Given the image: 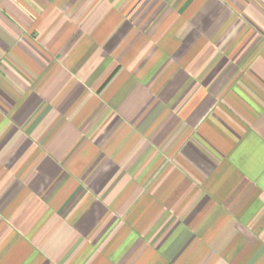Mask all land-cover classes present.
Listing matches in <instances>:
<instances>
[{
  "label": "crops",
  "instance_id": "obj_1",
  "mask_svg": "<svg viewBox=\"0 0 264 264\" xmlns=\"http://www.w3.org/2000/svg\"><path fill=\"white\" fill-rule=\"evenodd\" d=\"M0 264H264V0H0Z\"/></svg>",
  "mask_w": 264,
  "mask_h": 264
}]
</instances>
